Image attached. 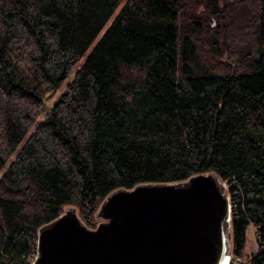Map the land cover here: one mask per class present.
<instances>
[{"label":"trees","instance_id":"obj_1","mask_svg":"<svg viewBox=\"0 0 264 264\" xmlns=\"http://www.w3.org/2000/svg\"><path fill=\"white\" fill-rule=\"evenodd\" d=\"M209 170L234 264H264V0H0V264L68 204L94 226L117 187Z\"/></svg>","mask_w":264,"mask_h":264},{"label":"water","instance_id":"obj_2","mask_svg":"<svg viewBox=\"0 0 264 264\" xmlns=\"http://www.w3.org/2000/svg\"><path fill=\"white\" fill-rule=\"evenodd\" d=\"M213 170L108 192L87 225L74 204L37 229L30 264H228L231 204Z\"/></svg>","mask_w":264,"mask_h":264},{"label":"rangeland","instance_id":"obj_3","mask_svg":"<svg viewBox=\"0 0 264 264\" xmlns=\"http://www.w3.org/2000/svg\"><path fill=\"white\" fill-rule=\"evenodd\" d=\"M76 66L77 65H75L73 70L69 73L67 78L61 83V85L57 89L53 91H49L44 95L42 104L40 106V116L39 117H41L46 112V110L49 108V106L60 97L61 92L65 89L66 81L72 77Z\"/></svg>","mask_w":264,"mask_h":264},{"label":"built area","instance_id":"obj_4","mask_svg":"<svg viewBox=\"0 0 264 264\" xmlns=\"http://www.w3.org/2000/svg\"><path fill=\"white\" fill-rule=\"evenodd\" d=\"M224 182H225V180H224ZM225 184H226V182H225ZM237 261H238V258L236 256L231 255L228 264H234V263H237Z\"/></svg>","mask_w":264,"mask_h":264}]
</instances>
